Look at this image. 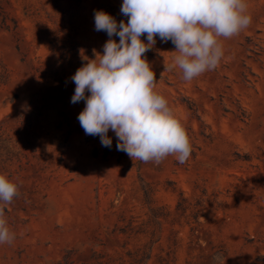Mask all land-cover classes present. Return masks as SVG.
Returning a JSON list of instances; mask_svg holds the SVG:
<instances>
[{"label":"rangeland","instance_id":"1","mask_svg":"<svg viewBox=\"0 0 264 264\" xmlns=\"http://www.w3.org/2000/svg\"><path fill=\"white\" fill-rule=\"evenodd\" d=\"M142 254L264 264V0H0V264Z\"/></svg>","mask_w":264,"mask_h":264},{"label":"trees","instance_id":"2","mask_svg":"<svg viewBox=\"0 0 264 264\" xmlns=\"http://www.w3.org/2000/svg\"><path fill=\"white\" fill-rule=\"evenodd\" d=\"M73 69L75 71V74H72L71 77L73 79H75L76 81H80V82L84 83L87 86L90 97H92L94 95L103 96V95H105L111 91L112 86H113V82L110 78L106 79V78L98 77V75L96 74V72L94 70L89 71L88 69L85 70L86 76L81 77L78 75L76 68H73ZM87 77H88V79H87ZM145 132L146 131L144 130V131L139 132V134L145 133ZM142 143H144V145H146L145 142H142ZM113 147H114L113 145H109L108 147L103 148V150L96 149L94 154H95V156H102L104 159H107L110 156H117L118 159H121L122 154L120 153L119 150H114ZM145 149H146V147L143 146L140 151L144 152ZM151 193L152 192L150 191L149 188H143L144 199L148 205H151V203H152ZM150 212H151L152 218H157V217H159V215L166 216V214L164 213L162 208L151 207ZM144 258L145 257L142 254V256L139 259H136L137 260L136 262L138 264H143Z\"/></svg>","mask_w":264,"mask_h":264}]
</instances>
